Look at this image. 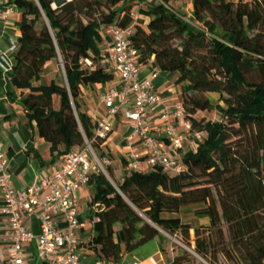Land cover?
<instances>
[{"label": "trees", "instance_id": "16d2710c", "mask_svg": "<svg viewBox=\"0 0 264 264\" xmlns=\"http://www.w3.org/2000/svg\"><path fill=\"white\" fill-rule=\"evenodd\" d=\"M142 1L16 0L22 18L10 81L25 117L55 157L92 139L96 121L80 108L82 88L114 78L104 59L109 39L100 31L132 26L138 60L176 73L182 85L186 137L201 136L194 149L179 153V174L155 167L124 170L118 178L108 166V177H90L89 204L101 205L88 215L97 260L123 263L160 228L185 238L193 229L203 256L213 250L229 264H264V0H191L192 22L161 5L140 8L135 20ZM58 58L65 83L40 82L46 63ZM209 93L217 94V103ZM213 109L220 119L201 116ZM102 142L94 147L110 155ZM191 204L199 205L194 213L205 225L192 228L163 216Z\"/></svg>", "mask_w": 264, "mask_h": 264}, {"label": "built area", "instance_id": "2783aa9c", "mask_svg": "<svg viewBox=\"0 0 264 264\" xmlns=\"http://www.w3.org/2000/svg\"><path fill=\"white\" fill-rule=\"evenodd\" d=\"M146 5L172 9L164 0H143L137 5L133 19H138L139 9ZM8 13L0 0V20L6 19ZM100 33L109 39L104 48V59L115 82L111 80L101 94L103 114L95 120L93 138L85 139L80 147L65 153L52 173L37 175L33 184L22 189H16L12 184V173L0 143L1 214L5 219V228L0 230V264H23L24 246L32 242H35L37 257L44 263L84 264L80 261L77 232L81 222L75 193L93 174L103 173L108 177L106 169L113 159L108 151L95 148L94 143L102 140V144H106L120 113H123L127 128L124 139L128 144L138 140L141 149H129L124 164L126 172L160 167L166 173L179 174L183 171L179 153L183 152L184 143L189 140L195 146L194 138L201 136L195 133L192 139L186 137L189 123L185 120L182 103H167L157 92L154 84L157 69L153 68L143 79L140 77L141 62L130 40L132 26L112 24ZM16 49L17 42L12 41L3 54ZM1 59L6 62L4 55ZM0 64L7 69L8 63ZM32 218L38 221V233H34L28 224ZM160 260L162 257L158 252L149 257L148 262L159 264ZM93 264L111 263L96 260Z\"/></svg>", "mask_w": 264, "mask_h": 264}, {"label": "crops", "instance_id": "0c3cea01", "mask_svg": "<svg viewBox=\"0 0 264 264\" xmlns=\"http://www.w3.org/2000/svg\"><path fill=\"white\" fill-rule=\"evenodd\" d=\"M171 2V0H170ZM174 3H178V0H172ZM183 2L179 3L181 6ZM171 8L179 13L180 9ZM3 8L8 10V17L4 20H0V63H8L7 69L0 64V143L2 144V150L4 157L7 160V167L12 173V184L16 189L25 188L34 183L35 178L39 174L52 173L61 163L63 155L54 156L50 152V145L43 138L38 135L36 125L34 121H29L25 117L24 110L19 102L20 92L11 84V70L15 60L16 50L3 54L6 51L12 41L17 42V38L20 34V21L22 18V12L17 6L16 0H3ZM186 10L190 18L186 20L192 22L193 17L191 15V0H187ZM180 14V13H179ZM4 55L6 62L2 61L1 56ZM52 62H47L45 69L51 66ZM50 69V68H49ZM153 67L148 63H141L140 77L143 79L148 76ZM52 69H50V73ZM44 72L41 74L40 82H46ZM176 73L160 72L158 70V76L154 81L157 92L164 98L167 103H176L181 101L182 92L181 84H176ZM52 79V78H51ZM115 82V79L112 81ZM111 81L105 84H94L85 86L82 88L80 95V108L85 111L93 120L101 117L103 109L101 105V94L106 87L109 86ZM53 107L59 106L58 99L53 97ZM119 126L124 127L126 130L122 136L114 135V131ZM127 133V128L124 124L123 113H120L115 118L113 131L109 134L106 144L109 147L110 155L113 156L112 168H116L120 174L124 171V161L128 156L129 149L132 148L136 151H140V143L138 140H133L132 144H128L124 139V135ZM190 145L191 149L194 146L189 140L185 142ZM186 146V145H185ZM188 149L183 150L187 151ZM113 154V155H112ZM93 192L90 184L83 186L77 193H75V199L78 203V212L81 222V227L77 232L79 241V253L80 261L86 264H93L98 256L91 248L92 237V220L89 218L90 210L96 211L101 208L99 203L90 205ZM84 200V201H83ZM1 195H0V230L5 228V219L1 214ZM31 229L34 233L39 232L38 221L34 218L28 221ZM62 226L63 224H59ZM25 260L23 264H43L37 257L35 242L25 244ZM158 253V252H157ZM151 257V256H150ZM128 262L126 259L122 263ZM139 262V261H132ZM141 264H144L140 262ZM147 264V262L145 263Z\"/></svg>", "mask_w": 264, "mask_h": 264}, {"label": "rangeland", "instance_id": "374dc122", "mask_svg": "<svg viewBox=\"0 0 264 264\" xmlns=\"http://www.w3.org/2000/svg\"><path fill=\"white\" fill-rule=\"evenodd\" d=\"M183 2L181 6H179V3ZM233 2H237L238 0H230ZM242 1H249V0H242ZM172 7L174 9H180L179 13L184 18H190V16L187 13L186 10V4L187 0H178V3L170 2ZM106 11V10H104ZM103 53V51H102ZM52 69V72L50 73V69ZM45 69V77H46V83H48L51 78L55 79L58 83L63 84L65 83V77H64V71L63 66L61 63L60 58H58V62H53L51 66ZM180 90L182 92V88L180 87ZM208 96L212 99L213 103L218 102V96L215 93H209ZM54 99H58L56 95H54ZM57 109V107H54ZM201 116L205 117L207 120H218L220 119V115L218 111L215 109L211 111H205L201 114ZM125 128L122 126H119L116 131H114V135L116 136H122L123 132H125ZM186 145V146H185ZM188 149L190 150V145L184 143V150ZM113 155V154H112ZM111 156V155H110ZM113 159V156H111ZM113 173L116 177H121V174L119 171H116V168H112ZM118 178H111V182L114 180L116 181ZM84 201V200H83ZM199 205L197 204H191L187 206H183L180 208L179 212L176 213H165L163 214L164 217H177L180 219V222L183 224H188L190 227H197L200 225H205L207 223L206 218L197 217L194 213L195 209ZM159 235L156 236L153 239L148 240L144 244L138 246L132 252L127 256L126 260L128 262H132L134 260L142 262V263H148V259L150 256L156 255L157 252L161 254L162 260H160L159 264H171L173 261H176L178 264H229L223 257V255L220 252H216L213 250H210V252L207 254V256H203L202 254L198 253L195 248V244L191 243L192 235H194L193 229L189 232V237L185 238L181 231L177 230L175 232H168L164 231L160 228H157ZM86 264L88 261H85ZM122 264V263H121Z\"/></svg>", "mask_w": 264, "mask_h": 264}, {"label": "water", "instance_id": "95a60500", "mask_svg": "<svg viewBox=\"0 0 264 264\" xmlns=\"http://www.w3.org/2000/svg\"><path fill=\"white\" fill-rule=\"evenodd\" d=\"M58 1H60V0H56V3H57Z\"/></svg>", "mask_w": 264, "mask_h": 264}, {"label": "bare ground", "instance_id": "6f19581e", "mask_svg": "<svg viewBox=\"0 0 264 264\" xmlns=\"http://www.w3.org/2000/svg\"><path fill=\"white\" fill-rule=\"evenodd\" d=\"M148 264V263H147Z\"/></svg>", "mask_w": 264, "mask_h": 264}]
</instances>
